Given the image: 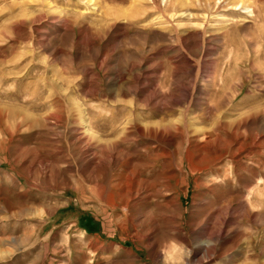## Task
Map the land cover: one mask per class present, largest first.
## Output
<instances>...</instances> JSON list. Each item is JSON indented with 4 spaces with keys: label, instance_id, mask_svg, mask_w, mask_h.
Listing matches in <instances>:
<instances>
[{
    "label": "rangeland",
    "instance_id": "374dc122",
    "mask_svg": "<svg viewBox=\"0 0 264 264\" xmlns=\"http://www.w3.org/2000/svg\"><path fill=\"white\" fill-rule=\"evenodd\" d=\"M218 1L0 0V264H264V0Z\"/></svg>",
    "mask_w": 264,
    "mask_h": 264
},
{
    "label": "bare ground",
    "instance_id": "6f19581e",
    "mask_svg": "<svg viewBox=\"0 0 264 264\" xmlns=\"http://www.w3.org/2000/svg\"><path fill=\"white\" fill-rule=\"evenodd\" d=\"M153 1H154V0H153ZM199 1H200V0H199ZM210 1H213V0H210ZM176 2L184 4V3H185V0H176ZM243 2H244V1H243ZM152 3H153V2H152ZM154 3H155V2H154ZM166 3H167V2H166ZM220 3H221V1H218V2H217V0H216V3H215V4L218 6V5H220ZM203 4H204V3H203ZM156 6H157V5H156ZM157 7H158V6H157ZM217 9H218V8H217ZM245 10H246L247 13H250V14L252 13V10H251L250 7H247ZM132 192H133V191H132ZM130 193H131V192H130Z\"/></svg>",
    "mask_w": 264,
    "mask_h": 264
}]
</instances>
